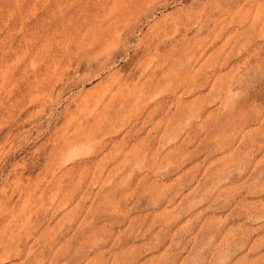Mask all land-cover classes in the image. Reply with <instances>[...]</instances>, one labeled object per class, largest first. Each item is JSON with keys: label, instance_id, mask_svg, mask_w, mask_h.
Here are the masks:
<instances>
[{"label": "rangeland", "instance_id": "rangeland-1", "mask_svg": "<svg viewBox=\"0 0 264 264\" xmlns=\"http://www.w3.org/2000/svg\"><path fill=\"white\" fill-rule=\"evenodd\" d=\"M0 264H264V0H0Z\"/></svg>", "mask_w": 264, "mask_h": 264}]
</instances>
